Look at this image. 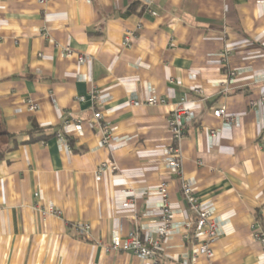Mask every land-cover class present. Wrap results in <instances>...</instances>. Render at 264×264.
Returning a JSON list of instances; mask_svg holds the SVG:
<instances>
[{"label": "crops", "instance_id": "obj_1", "mask_svg": "<svg viewBox=\"0 0 264 264\" xmlns=\"http://www.w3.org/2000/svg\"><path fill=\"white\" fill-rule=\"evenodd\" d=\"M127 29L135 34L123 45ZM229 70L237 78L220 92ZM151 95L164 102L145 103ZM262 97L263 0H0V122L15 135L0 137V264H154L110 244L133 229L155 236L161 182L172 228L155 264H264L250 228L264 230ZM186 99L196 121L180 142V178L163 160L166 118ZM220 106L229 127L212 115ZM95 111L110 126L108 145ZM32 123L79 150L55 135L28 141ZM106 161L116 170H101ZM182 179L212 210L210 257L197 254ZM49 203L60 214L38 210Z\"/></svg>", "mask_w": 264, "mask_h": 264}, {"label": "built area", "instance_id": "obj_2", "mask_svg": "<svg viewBox=\"0 0 264 264\" xmlns=\"http://www.w3.org/2000/svg\"><path fill=\"white\" fill-rule=\"evenodd\" d=\"M43 1V0H41ZM264 3V0H263ZM139 28V27H137ZM135 30L127 29L123 33V45H129ZM64 55H71L73 52L65 47L63 50ZM224 58L228 56V51L223 53ZM77 59L80 62H84L86 57L83 55H78ZM237 78V74L233 70H229L227 73L226 79L221 83L222 88L220 92H226L229 89V81ZM197 92H200L197 89ZM92 99H95L100 96V92L93 89L90 92ZM83 99L79 97L78 100ZM264 100V97H262ZM147 104H156L164 102L163 99L157 97L156 95L149 96L146 101ZM130 103L139 104L140 102L136 99H130ZM254 104L253 102H251ZM27 106L30 111H35L38 108V105L32 100L27 101ZM212 115L217 118H221L222 124L221 127H229L232 123V117L227 113L224 106L214 108L212 110ZM95 120H100V131H101V143L102 145H108L112 138L110 126L107 122L102 119V114L99 111L93 113ZM196 121V114L191 109L189 100H183L177 103L168 113L166 118V123L170 131V142L164 149V163L166 166L181 178V148L180 142L185 135V130L187 127L191 126ZM69 124L68 121H64V125ZM74 128L78 134H81L82 126L80 122L73 123ZM217 130L211 129L210 134L215 135ZM55 137L62 142H67V138L62 135V133L57 132ZM101 170L108 169L110 171L116 170L117 166L113 161L102 162L99 167ZM181 190L184 196V199L189 207V209L196 213L197 218L195 223L191 226V232L193 237L199 240L197 245V254L205 255L207 257L212 256L213 248L212 244L218 238V227L214 220L212 210L205 208L197 200L194 195V192L191 186L185 181L181 180ZM158 193L161 204V215L159 218L158 225L155 229V236L152 235H142L138 229H133L127 233L126 236L121 237L117 233H114L111 239L110 249L113 250H122V251H132L135 255L142 259H148L156 263V254L160 249L162 240L168 235L172 226V210L169 204L168 199V188L167 184L161 182L158 186ZM132 201V200H130ZM42 214H51L57 215L60 214V211L52 204H46L38 208ZM76 229L88 233L89 225L87 223H74ZM189 226V224H187ZM251 236L257 241L261 248L262 254L264 255V230L261 229L260 225L257 222H253L250 226ZM184 238L189 237L188 234L183 235Z\"/></svg>", "mask_w": 264, "mask_h": 264}, {"label": "trees", "instance_id": "obj_3", "mask_svg": "<svg viewBox=\"0 0 264 264\" xmlns=\"http://www.w3.org/2000/svg\"><path fill=\"white\" fill-rule=\"evenodd\" d=\"M26 134L28 135V141H37V140H45L53 135H55V131L51 130L49 127H42L38 126L35 123H32L31 128L26 131ZM6 137V138H12L15 135L8 133L3 126V123L0 122V137ZM18 141H14L13 146L18 144ZM67 143L70 146L72 150H74V143L71 139H67ZM6 148L5 150H7ZM5 150H0V156L3 154ZM79 150V149H78ZM74 150V151H78Z\"/></svg>", "mask_w": 264, "mask_h": 264}]
</instances>
